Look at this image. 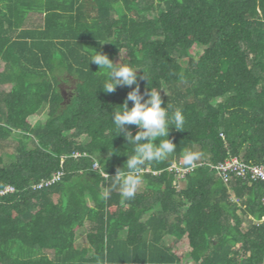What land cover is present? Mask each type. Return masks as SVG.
I'll use <instances>...</instances> for the list:
<instances>
[{
  "label": "trees",
  "instance_id": "obj_1",
  "mask_svg": "<svg viewBox=\"0 0 264 264\" xmlns=\"http://www.w3.org/2000/svg\"><path fill=\"white\" fill-rule=\"evenodd\" d=\"M95 50L142 68L141 93L160 89L162 107L185 116V130L169 126L175 153L144 166L130 201L105 175L132 154L111 114L135 85L102 91ZM44 107L43 122L29 121ZM9 146L0 188L15 190L0 196V264H53L38 252L74 250L85 221L88 247L73 264H264V183L224 182L210 166L230 156L264 166V0H0V147ZM185 151L202 156L177 179L167 168ZM182 237L184 260L174 252Z\"/></svg>",
  "mask_w": 264,
  "mask_h": 264
},
{
  "label": "clouds",
  "instance_id": "obj_2",
  "mask_svg": "<svg viewBox=\"0 0 264 264\" xmlns=\"http://www.w3.org/2000/svg\"><path fill=\"white\" fill-rule=\"evenodd\" d=\"M89 63L97 65L98 72L105 75V80L99 85L105 93H113L118 86L135 85L128 92L121 110L111 114L116 133L123 134L128 145L132 146V154L126 155V163L123 168L117 169L114 177L105 175L106 181L119 188L121 198L130 201L135 198L143 183L144 166L164 162L175 153L177 145L168 138L169 126L177 131L185 130V116L180 109L170 113L168 103L162 107L164 100L160 89L152 87L150 91L141 93L139 80L148 81V74L142 68L122 62L114 63L107 54L96 50ZM141 69L143 75L138 77V70ZM129 101L133 103L131 108L128 106ZM130 125L138 128L135 134L128 127ZM201 156L199 152L185 151L182 155L183 165L189 169L194 168ZM109 195L110 192L106 191L101 199Z\"/></svg>",
  "mask_w": 264,
  "mask_h": 264
},
{
  "label": "built area",
  "instance_id": "obj_3",
  "mask_svg": "<svg viewBox=\"0 0 264 264\" xmlns=\"http://www.w3.org/2000/svg\"><path fill=\"white\" fill-rule=\"evenodd\" d=\"M74 156L78 155L77 153L73 154ZM97 168V165H93ZM214 171L222 178L224 182L228 181L230 175L245 178L248 177L249 180H259L264 183V166L263 165H253L243 162L236 156H230L224 159L222 162L217 163L216 165H210ZM193 168H186L182 162H173L169 165L167 170L174 171L177 179H183L185 175L192 171ZM63 173L61 171H57L52 174V176L48 179L41 180L39 183L33 186L34 189H40L42 187H46L58 181L60 176ZM14 187L11 185H6L3 188H0V196L6 195L8 193L14 192ZM264 203V197L261 199Z\"/></svg>",
  "mask_w": 264,
  "mask_h": 264
},
{
  "label": "crops",
  "instance_id": "obj_4",
  "mask_svg": "<svg viewBox=\"0 0 264 264\" xmlns=\"http://www.w3.org/2000/svg\"><path fill=\"white\" fill-rule=\"evenodd\" d=\"M90 228V223L85 221L80 227L75 230L74 250H62L55 252L52 249H45L38 252L39 255L46 256L50 260H53V264H73L82 253V250L88 247L86 241V233ZM119 237H125V232L121 231ZM80 249V250H79ZM78 250V251H77ZM86 254L90 255V250L86 251Z\"/></svg>",
  "mask_w": 264,
  "mask_h": 264
},
{
  "label": "rangeland",
  "instance_id": "obj_5",
  "mask_svg": "<svg viewBox=\"0 0 264 264\" xmlns=\"http://www.w3.org/2000/svg\"><path fill=\"white\" fill-rule=\"evenodd\" d=\"M124 55H125L124 52H121L119 54L120 57L118 60H120L122 57H124ZM46 112H47V107L42 108L40 110L39 114L37 116H35L34 118H31V120H29V121H31L32 123H34V121L43 122L46 118ZM13 152H14L13 146H9L5 149H2L0 147V155L2 156L4 161H8L9 158H7L6 155L12 154ZM88 204H90V202ZM246 225H247V221H244V224L242 225V227L245 229ZM166 242L170 243V238H168ZM174 245H175L174 246V252L177 255L181 256L182 260H184L185 254L187 253V251L189 249L186 238L185 237L180 238Z\"/></svg>",
  "mask_w": 264,
  "mask_h": 264
}]
</instances>
